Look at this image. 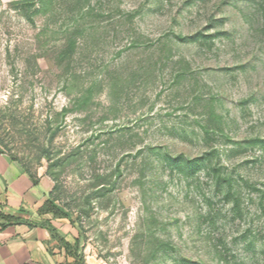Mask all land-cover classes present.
<instances>
[{
	"label": "rangeland",
	"instance_id": "1",
	"mask_svg": "<svg viewBox=\"0 0 264 264\" xmlns=\"http://www.w3.org/2000/svg\"><path fill=\"white\" fill-rule=\"evenodd\" d=\"M0 150L80 264H264V0H0Z\"/></svg>",
	"mask_w": 264,
	"mask_h": 264
},
{
	"label": "crops",
	"instance_id": "2",
	"mask_svg": "<svg viewBox=\"0 0 264 264\" xmlns=\"http://www.w3.org/2000/svg\"><path fill=\"white\" fill-rule=\"evenodd\" d=\"M37 180L34 185L21 164L0 151V212L20 218L6 221L0 217V264H72L74 260L46 226L54 228L72 251L78 229L67 218L38 213L51 184L40 174Z\"/></svg>",
	"mask_w": 264,
	"mask_h": 264
},
{
	"label": "trees",
	"instance_id": "3",
	"mask_svg": "<svg viewBox=\"0 0 264 264\" xmlns=\"http://www.w3.org/2000/svg\"><path fill=\"white\" fill-rule=\"evenodd\" d=\"M8 155L12 159L18 161L21 164V162L17 158H15L14 156L10 154ZM21 166L23 167L24 171L30 176V178L33 181V184L36 185L38 183L37 178L33 177V175L28 171V169H26L22 164ZM38 213H52L55 217H58V218H67V219L69 218V214L65 210H63L59 206V204H57L56 199L52 196L51 192L48 194V198L43 202L42 206L38 209ZM0 217L6 221H20V218H17L15 216H10V215L7 216L1 212H0ZM46 227L52 232L54 237H56L59 240V242L62 244L66 252L70 256L73 257L74 260L72 264H80V262L76 261V256L75 254H73L71 245L68 242H66L62 237H60L54 228H52L51 226H46ZM76 244H77V241H76Z\"/></svg>",
	"mask_w": 264,
	"mask_h": 264
}]
</instances>
